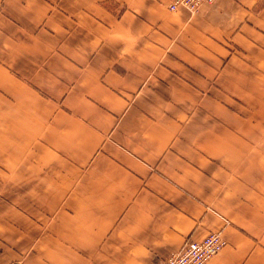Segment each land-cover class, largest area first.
<instances>
[{"label": "crops", "instance_id": "1", "mask_svg": "<svg viewBox=\"0 0 264 264\" xmlns=\"http://www.w3.org/2000/svg\"><path fill=\"white\" fill-rule=\"evenodd\" d=\"M264 264V0H0V264Z\"/></svg>", "mask_w": 264, "mask_h": 264}, {"label": "built area", "instance_id": "2", "mask_svg": "<svg viewBox=\"0 0 264 264\" xmlns=\"http://www.w3.org/2000/svg\"><path fill=\"white\" fill-rule=\"evenodd\" d=\"M215 0H167L171 11L183 7L189 12H196L200 6ZM226 244L220 232L210 231L199 240H186L175 251L155 264H204L216 255Z\"/></svg>", "mask_w": 264, "mask_h": 264}, {"label": "bare ground", "instance_id": "3", "mask_svg": "<svg viewBox=\"0 0 264 264\" xmlns=\"http://www.w3.org/2000/svg\"><path fill=\"white\" fill-rule=\"evenodd\" d=\"M163 259V258H162Z\"/></svg>", "mask_w": 264, "mask_h": 264}]
</instances>
